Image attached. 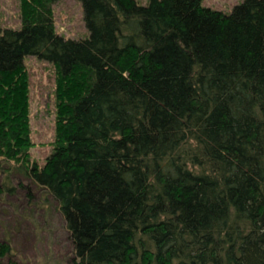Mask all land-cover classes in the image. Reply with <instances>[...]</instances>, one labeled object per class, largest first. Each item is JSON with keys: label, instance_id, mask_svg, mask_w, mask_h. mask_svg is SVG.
I'll return each instance as SVG.
<instances>
[{"label": "trees", "instance_id": "16d2710c", "mask_svg": "<svg viewBox=\"0 0 264 264\" xmlns=\"http://www.w3.org/2000/svg\"><path fill=\"white\" fill-rule=\"evenodd\" d=\"M19 0L0 30V196L38 192L70 249L61 264H264V0ZM54 70V136L29 155L23 58ZM6 237L0 264H21Z\"/></svg>", "mask_w": 264, "mask_h": 264}, {"label": "rangeland", "instance_id": "374dc122", "mask_svg": "<svg viewBox=\"0 0 264 264\" xmlns=\"http://www.w3.org/2000/svg\"><path fill=\"white\" fill-rule=\"evenodd\" d=\"M145 4L148 0H136ZM242 0H202L204 6L230 12ZM19 0H0V30L19 25ZM55 30L65 38H83L88 32L81 4L57 0L52 4ZM28 81V119L32 146L29 155L39 164L50 151L54 136V70L46 61L28 55L23 58ZM3 175L0 177L2 180ZM6 237L21 264H61L70 245L62 220L50 201L38 192L24 191L0 196V239Z\"/></svg>", "mask_w": 264, "mask_h": 264}]
</instances>
